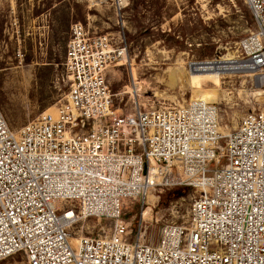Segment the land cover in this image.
Instances as JSON below:
<instances>
[{
    "label": "built area",
    "instance_id": "2783aa9c",
    "mask_svg": "<svg viewBox=\"0 0 264 264\" xmlns=\"http://www.w3.org/2000/svg\"><path fill=\"white\" fill-rule=\"evenodd\" d=\"M243 1L253 31L239 43V73L224 76L247 72L264 88V0ZM120 55L109 36L75 23L62 103L15 132L0 111V262L264 264V110L228 135L205 101L118 113L106 73ZM178 186L198 193L187 226H166L156 244L138 229L131 242L129 205ZM93 218L113 225L72 239Z\"/></svg>",
    "mask_w": 264,
    "mask_h": 264
},
{
    "label": "rangeland",
    "instance_id": "374dc122",
    "mask_svg": "<svg viewBox=\"0 0 264 264\" xmlns=\"http://www.w3.org/2000/svg\"><path fill=\"white\" fill-rule=\"evenodd\" d=\"M75 23L109 36L122 54L106 73L118 113L134 104L157 109L201 99L218 109L220 130L228 135L244 115L264 110V88L253 76L221 77L228 69L218 71L223 57L239 59V43L253 31L243 0H127L121 11L115 0H0V111L12 131L62 103L65 46ZM202 61L219 62L188 71ZM132 77L141 83L137 95L131 94ZM197 194L183 186L153 190L144 207L129 205L123 220L131 224V242L138 229L144 242L156 244L166 226L186 227ZM112 225L93 218L72 239L79 229L96 234ZM0 264L26 262L18 254Z\"/></svg>",
    "mask_w": 264,
    "mask_h": 264
},
{
    "label": "bare ground",
    "instance_id": "6f19581e",
    "mask_svg": "<svg viewBox=\"0 0 264 264\" xmlns=\"http://www.w3.org/2000/svg\"><path fill=\"white\" fill-rule=\"evenodd\" d=\"M123 59H124V53H123ZM219 61H212V62H200V63H194V64H190L189 65V72H198L201 68V66H203L204 64H211V63H218ZM241 67V63L238 62L237 60H234L230 57H227V58H222L218 64V71H220L221 73H223L224 70L228 69V72L229 73H224L221 75V77H223L224 75H231V74H237L239 73V69ZM244 75L248 76L250 75V73H243ZM132 80L133 82L131 83V94L134 93L135 95H137V90H139L138 88L140 87L139 85L141 83H138V82H135V78L132 77ZM257 80V79H256ZM197 100H200V101H204V100H201V99H197ZM217 109V108H216ZM217 117H218V120L220 119L219 117V111L217 109ZM76 242L74 241V244Z\"/></svg>",
    "mask_w": 264,
    "mask_h": 264
},
{
    "label": "trees",
    "instance_id": "16d2710c",
    "mask_svg": "<svg viewBox=\"0 0 264 264\" xmlns=\"http://www.w3.org/2000/svg\"><path fill=\"white\" fill-rule=\"evenodd\" d=\"M183 192H185V190H183ZM183 192H179V193H176L175 196L173 198H178L181 196V194H183Z\"/></svg>",
    "mask_w": 264,
    "mask_h": 264
}]
</instances>
